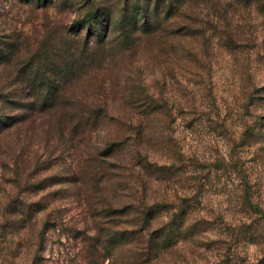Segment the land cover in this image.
Returning a JSON list of instances; mask_svg holds the SVG:
<instances>
[{"label": "rangeland", "instance_id": "rangeland-1", "mask_svg": "<svg viewBox=\"0 0 264 264\" xmlns=\"http://www.w3.org/2000/svg\"><path fill=\"white\" fill-rule=\"evenodd\" d=\"M239 1L228 28L235 41H227L220 39L221 28H210L208 40L144 34V0H46L40 6L0 0V91L11 95L8 109L0 103V114L13 117L17 106L26 105L28 90L16 80L18 70H28L25 61L35 51L55 45L64 49L61 87L74 113L88 115L97 107L104 115L93 133L68 135L60 146L48 147V162L22 172L20 185L0 169V264H125L121 246L95 252L97 229L78 197L84 189L68 180L77 171V148L87 154L134 135L144 138L142 151L153 166L142 174L125 168L112 192L150 203L193 198L184 207L205 219L204 239L189 235L186 250L179 238L164 250L162 264L195 262L199 252L210 264H264V0L249 6ZM93 9L97 17L88 20ZM88 41L91 49L84 53ZM163 105L169 114L158 116ZM153 108L160 111L150 114ZM158 120L150 133L149 122ZM173 171L182 173L176 184L168 180ZM13 190L47 222L43 243L5 213L16 201L7 198ZM103 214L105 245L110 232L122 230L123 215Z\"/></svg>", "mask_w": 264, "mask_h": 264}, {"label": "trees", "instance_id": "trees-1", "mask_svg": "<svg viewBox=\"0 0 264 264\" xmlns=\"http://www.w3.org/2000/svg\"><path fill=\"white\" fill-rule=\"evenodd\" d=\"M19 1L27 4L36 3L39 6L46 3V0ZM142 1L139 0V2ZM236 1L144 0L140 5L145 27L143 30L146 29L144 34L156 33L157 35V32L161 31L163 37L184 36L193 39L204 37L208 40L210 28L217 32L218 28H224L225 30L220 29L218 32L220 39L235 41L236 32L228 28L235 15ZM239 2L246 6L251 4V0ZM203 4H207V10L202 8ZM94 9L88 14V20L97 17L95 15L97 10ZM129 32L128 28L123 31V34L128 37ZM88 49H91L89 41L84 44L82 52L86 53ZM63 50L60 46L49 45L46 52L35 51L25 61L27 63L25 65L27 67L29 65V68L26 71L23 70L24 68L18 70L16 80L19 79L24 91L28 90L26 105L17 106L18 114L13 117L0 114V169L2 172L8 169L10 175L16 178L18 185L21 184L18 178L22 172L48 162L47 151L54 144L60 146L70 139V137L65 139L68 135L82 138L87 134L86 132L90 134L96 131L102 123L104 117L102 108H91L88 115L80 116L74 113L70 100L65 98L66 89H62L61 77L67 69L62 70L63 66L59 68ZM66 65H70L68 60L64 66ZM10 98L11 95H4V91L1 90L0 103L4 105L1 107L8 109L5 105L11 103ZM159 109L161 112L157 114ZM159 109L153 108L149 113L158 116L163 113L169 114L167 106L163 105ZM160 123L159 120L149 122L148 125L152 126L150 133H155ZM165 124L171 128L170 121H166ZM143 139V137L138 139L134 135L131 136L130 141L114 140L98 151L87 154H81L77 148L74 154L76 156L74 166L77 167V171H74L75 175L68 181L77 185L80 191L84 189V194L80 192L78 197L84 200L87 215H90L97 229L93 246L98 255L102 249H114L121 246L125 264H162L163 252L172 248L179 238L184 240L185 248L188 236L193 233H199L200 241L204 239L201 236V230L204 228L205 219L198 216L196 209L187 210L184 207V203L189 200L191 202L193 198L189 200L181 197L160 198L150 203L149 198H121L117 193L112 192V183L122 179L125 168L137 167L140 169L139 174L152 168L153 164L146 154L147 149L142 151ZM160 169L163 170V168ZM173 173L174 175L172 174L168 180L176 184L182 173L179 176L177 172L173 171ZM26 180L29 181V179ZM7 198H16V201L10 205L7 204L5 213L16 216L14 223L21 229L27 228L31 231V240L35 237L39 244L43 243L47 222L42 224V217H36L37 214L33 211L35 204H26V206L18 201L19 196L14 190L8 194ZM103 212H106L107 214L103 215L110 219L123 215V220L120 221L122 230L110 232L111 236L110 238L109 235L107 236L105 245L101 242L104 239L107 222H102L99 217ZM165 214H168L167 219L163 216ZM110 223L114 224L112 221ZM193 227L195 228L191 231ZM199 253L197 257L194 255L197 261L193 256V261L197 263L186 259L182 264H210L203 262V256ZM176 263L181 264L176 260L169 264Z\"/></svg>", "mask_w": 264, "mask_h": 264}]
</instances>
